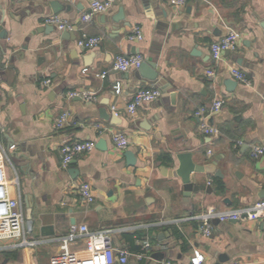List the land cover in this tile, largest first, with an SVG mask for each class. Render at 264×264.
<instances>
[{"label":"crops","instance_id":"crops-1","mask_svg":"<svg viewBox=\"0 0 264 264\" xmlns=\"http://www.w3.org/2000/svg\"><path fill=\"white\" fill-rule=\"evenodd\" d=\"M51 1L0 0L8 33L0 40V143L11 158L7 175L19 182L11 186V196L20 195L30 236L42 242L22 249L0 244V264H64L60 245L52 240L81 224L91 231L117 229L113 245L128 251L127 264H191L197 255L204 264H264V220L213 221L206 237L202 223L190 219L210 208L236 209L264 200V155H253L255 147L264 148V0H193L184 7L171 0H122L120 23L113 22L120 11L115 4L83 22L94 0H58L63 11L57 16L73 31L45 23L54 16ZM136 26L144 39L128 41ZM227 27L241 34L239 44L216 61L210 48ZM82 37L103 41L83 50L77 46ZM137 54L157 64L156 87L140 81L138 69H113L117 56ZM233 68L249 83L236 81ZM209 70L217 72L215 80ZM106 71V78L97 77ZM46 80L51 85L45 86ZM139 89L161 95L130 114L127 106ZM78 90L95 92L97 101L67 100L68 92ZM215 98L224 106L207 119L217 131L208 136L195 114ZM64 112L70 121L57 130L55 121ZM116 132L128 137L127 150L114 147ZM100 140L105 150L96 148L63 168L65 142L97 146ZM128 151L135 154L134 165ZM188 154L189 164L214 166L215 172H192L190 192L180 159ZM82 183L92 187L94 203L81 199ZM147 240L149 257L138 259ZM71 250L74 264H91L84 239Z\"/></svg>","mask_w":264,"mask_h":264},{"label":"built area","instance_id":"built-area-1","mask_svg":"<svg viewBox=\"0 0 264 264\" xmlns=\"http://www.w3.org/2000/svg\"><path fill=\"white\" fill-rule=\"evenodd\" d=\"M29 2L31 0H22ZM67 3H74L78 0H63ZM193 0H171V4L177 7H184ZM195 1V0H194ZM115 4V0H94L90 6V12L86 13L82 20L90 22L97 14L109 12ZM45 23L54 26L61 31H73V26L62 17L54 15L45 19ZM241 34L236 30L227 27V33L219 40L211 45V55L214 60L222 59L224 53L235 51L238 47ZM128 41H142L144 39L143 30L136 26L132 33L127 37ZM101 37H82L77 41V46L83 50H94L102 43ZM144 62V56L137 55H119L115 58L113 69L118 72H128L131 69H139ZM87 70H85L86 72ZM109 72L98 74L99 78H106ZM207 75L210 79L217 78L215 70H209ZM232 77L241 83L248 84L249 80L245 73L237 69H231ZM45 86L51 85V80L44 82ZM121 91L120 85L117 84L116 92ZM158 90L139 89L133 96L131 102L127 106V112L135 114L137 110L145 103H150L160 97ZM67 100L81 99L85 102L97 101L95 92L87 90L70 91L66 95ZM223 101L220 98H215L210 106L202 107L196 112V117L203 121L202 131L212 136L217 134V131L208 126L207 119L219 114L223 109ZM71 118L69 112L62 113L55 121L54 127L57 130L65 128ZM103 132V128L97 127ZM112 142L117 150L125 151L130 146L128 137L121 132H116L112 135ZM96 149V143L92 141H77L65 142L61 147L62 166L67 168L77 157L88 154ZM253 155L259 158L264 155L263 147H255ZM8 164L11 163V158L6 149L0 143V244L4 249H22L33 248L41 244V241L33 240L30 236L32 226L26 221L25 210L22 206L20 195L19 198L11 196V186L19 184L17 179L10 180L7 175ZM19 186V185H18ZM78 192L81 199L87 203L95 202V196L92 187L88 183H82L78 186ZM192 220H198L202 223L200 230L206 237L212 235V222L218 221L221 223L228 222H255L264 220V200H261L253 205L245 206L236 209L219 210L210 208L205 213L191 217ZM118 232L117 229L108 228L98 231H91L86 224L72 225L69 232L52 241L58 242L61 251V260L64 264H74L73 253L71 246L77 241L84 239L86 241V253L89 256L91 264H127L129 253L128 251H117L113 245V235ZM45 243V242H43ZM145 253L137 254L138 259L149 257L148 253L152 248V244L147 240L143 244ZM172 264V263H164ZM191 264H204L203 256L197 255L191 260ZM230 264H241L233 262Z\"/></svg>","mask_w":264,"mask_h":264},{"label":"water","instance_id":"water-1","mask_svg":"<svg viewBox=\"0 0 264 264\" xmlns=\"http://www.w3.org/2000/svg\"><path fill=\"white\" fill-rule=\"evenodd\" d=\"M122 3V0H115V6H119L120 7V11L119 14L117 16H115L113 18V22L115 23H120L123 19H124V10H123V6H120ZM50 5L53 9V13L54 15H58L59 13H61L63 11V6L61 5V3L58 0H52L50 2ZM7 31L4 30V22L2 20V18L0 19V40H4L7 38ZM67 35V32H66ZM64 38V37H63ZM2 46L0 43V50H1ZM138 79L142 82H146L148 84L154 85L155 87L158 84L159 81V73L157 71V64L153 61L150 60H146L145 62L142 63L141 67L138 69ZM228 87L229 89H233L235 87V83L234 82H228ZM156 89V88H155ZM97 149L100 150H105L106 149V142L105 140H100L97 143L96 146ZM135 154L133 152L128 151L126 153V157L129 159V161H131V165L135 164L136 158L134 156ZM180 159L182 160V162L184 163V178H185V184H186V188L188 190V192L192 191V187L190 186V182H189V175L192 172L195 173H215L214 172V166H192L191 164H189V160H190V156L188 155H181ZM217 176H221V174L216 173ZM203 190L204 186L200 187V188H194L193 191L197 192L198 190ZM209 190V187H208ZM188 197V193L186 195Z\"/></svg>","mask_w":264,"mask_h":264},{"label":"rangeland","instance_id":"rangeland-1","mask_svg":"<svg viewBox=\"0 0 264 264\" xmlns=\"http://www.w3.org/2000/svg\"><path fill=\"white\" fill-rule=\"evenodd\" d=\"M0 141H1V143L3 142V140L1 139V137H0ZM10 167H12L10 164H8V168H10Z\"/></svg>","mask_w":264,"mask_h":264}]
</instances>
